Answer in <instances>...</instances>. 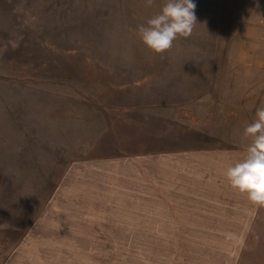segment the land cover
<instances>
[{
  "label": "rangeland",
  "instance_id": "obj_1",
  "mask_svg": "<svg viewBox=\"0 0 264 264\" xmlns=\"http://www.w3.org/2000/svg\"><path fill=\"white\" fill-rule=\"evenodd\" d=\"M165 2L0 0V264H264V212L246 230L205 195L193 220L146 203L160 154L246 153L264 105V0H193L192 35L157 54L137 27ZM96 186L95 212L80 190Z\"/></svg>",
  "mask_w": 264,
  "mask_h": 264
},
{
  "label": "crops",
  "instance_id": "obj_2",
  "mask_svg": "<svg viewBox=\"0 0 264 264\" xmlns=\"http://www.w3.org/2000/svg\"><path fill=\"white\" fill-rule=\"evenodd\" d=\"M244 155L245 153L241 154L240 151L226 149V152L218 156L213 148H207L205 151L202 150L201 152L199 149H187L186 151L176 149L174 151H166L165 154H160L161 160L157 168L158 171H155L157 175L154 176V178L158 180V191L152 190L150 196H154V199L150 198V201L146 203L153 206L151 208L153 211L154 209L160 211V213H157V218L159 217L160 220L181 218L183 215L181 214V216H179L176 212L183 211V207H185L184 210H189L191 212V217L188 218V220H193L192 210L194 207L189 205H199L198 197L200 195H205V197L202 198V203L214 204L215 199L217 202L219 200H222V202L226 201V214H228V219H235L234 217L231 218V212H240V222L238 225L247 230V228H251V226L256 224L258 219H262L264 206L252 203L248 200L246 194H241L233 189L227 178L226 184L224 183L222 189H220L219 186H217L218 190L215 189V180H219V176H221L217 173L218 170H220V164L222 169L226 168L227 170L228 167L242 159ZM95 170L102 171V168L95 167ZM223 173H225V171H223ZM202 176H206L207 179L211 181L203 188H198V185H195L193 181V177L200 178ZM93 189L94 192H91L89 189L82 188L80 194L82 193L88 196H86L87 199L85 203L89 202L92 206L97 204L94 208L96 212L98 211V206H100V204L102 205V197L100 195H102V192L105 190L97 186ZM155 195H157V197H155ZM184 204L189 205L183 206ZM206 206L208 210H211V208L214 209V206ZM151 209L145 208L144 213L147 212L146 210L151 212ZM85 211H93V209L88 207ZM142 215L144 220L149 217V215ZM138 216L139 215H133V218H138ZM98 217H100V215L95 214V219ZM232 224L235 223L229 222L226 225L231 226ZM238 238H232L228 241H239ZM180 239L182 241V238ZM128 241L140 240L130 239ZM244 241H246V239H244Z\"/></svg>",
  "mask_w": 264,
  "mask_h": 264
},
{
  "label": "clouds",
  "instance_id": "obj_3",
  "mask_svg": "<svg viewBox=\"0 0 264 264\" xmlns=\"http://www.w3.org/2000/svg\"><path fill=\"white\" fill-rule=\"evenodd\" d=\"M152 4L153 0H146V6ZM195 8L193 0H166L159 14L137 27L142 43L161 54L171 49L178 37H190L197 24ZM244 136L251 143L243 158L228 167L225 175L233 189L246 194L252 203L264 206V105L256 109L255 119L245 127Z\"/></svg>",
  "mask_w": 264,
  "mask_h": 264
}]
</instances>
